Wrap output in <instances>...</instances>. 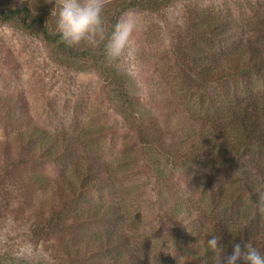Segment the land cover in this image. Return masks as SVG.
<instances>
[{"label": "rangeland", "instance_id": "1", "mask_svg": "<svg viewBox=\"0 0 264 264\" xmlns=\"http://www.w3.org/2000/svg\"><path fill=\"white\" fill-rule=\"evenodd\" d=\"M123 1L103 0L104 17ZM263 2L173 0L147 11L133 9L121 16L132 14L136 27L113 67L126 82L132 99H136V112L143 117L141 127L154 142L145 149L137 138L136 127L140 124L125 114V106L115 98L112 86L95 68L65 61L37 34L0 23V264H18L19 259L28 264H70L60 249L73 247L75 235L50 236L42 241L32 232L41 210L50 212L56 202L61 211L69 206V217L80 191L69 198L66 194L58 198V186L66 180L58 176L65 171L70 175L67 167L80 155L94 159L96 169L102 164L103 171L110 175V182L97 198L102 199L99 202L118 200L122 225L132 236L130 248L147 264H202L174 249L170 234L184 240L195 232V237L211 217L202 222L197 219L187 229L177 224L169 228L164 213L177 199H183V214L194 213L199 218L207 211L218 216L208 203L210 178L214 180L213 192L219 194L222 185V191H228L232 199L244 201L231 188L235 168L204 172L201 164L168 161L156 147L160 145L168 152L181 146L193 129L187 114H197L204 124L209 100L215 98L210 93L212 84L195 81L186 73L194 67V58L207 63L208 52L219 58L226 47L222 48L218 41L210 43L207 33L199 35L195 23L199 19L223 18L244 36L254 26L252 17L263 9ZM59 3L60 0H0L1 7L28 5L34 12L44 14L52 30ZM247 38L256 40V35L248 33ZM183 46L185 52H179ZM256 83L253 81L251 87L261 94L264 82ZM202 123H197L198 129ZM31 127L41 132V139L52 136L57 151L70 157L57 162L42 158L48 153L47 147L29 144L23 134ZM255 159L264 166L260 157L255 155ZM249 160L247 154L243 155L237 168ZM35 174L47 175L57 182L39 186L31 181ZM238 231L242 234V228ZM162 236L166 240L163 250L155 241Z\"/></svg>", "mask_w": 264, "mask_h": 264}, {"label": "trees", "instance_id": "2", "mask_svg": "<svg viewBox=\"0 0 264 264\" xmlns=\"http://www.w3.org/2000/svg\"><path fill=\"white\" fill-rule=\"evenodd\" d=\"M172 1L124 0L104 17L105 26L110 30L125 12L133 9L147 11L156 4L166 5ZM259 14L262 17L258 16ZM252 18L255 23H252L253 29L248 33L252 37L256 35V40L248 39V33L244 36L240 34L231 27V22H226L223 18L199 19V22L195 23V30L199 35L207 33L210 43L218 41L222 48L226 47L219 58H216L215 53L208 52L207 63L194 58V67L186 73L188 77L192 75L195 81L209 86L212 84L214 91L210 93L215 94V98L209 100L205 113L208 119H205L204 124L197 114H187L193 129L186 134L181 146L168 152H164L165 149L160 145L156 147L168 161L175 163L176 160H186L189 163L201 164L204 172L235 168V179L231 188L237 190L245 198L244 201L232 199L228 191H222V185L219 186V194L213 192L211 187L214 180L210 178L208 203L214 207V214L219 213L218 216L214 217L213 214L211 216L209 212L202 213L200 210L202 214H199V218H196L194 213L183 214L180 211L184 205L183 199H177L178 202L164 213V222L169 228L177 224L187 229L190 223L197 219L202 222L204 218L211 217L205 220L203 229H198L195 237L194 232L187 235L188 239L181 240L170 229L172 247L202 264H214L213 253L205 246L206 239L212 235L220 237L222 258L230 256L236 244H240L242 248L246 243L251 244L264 253V214L257 211L255 204L258 193L264 191V166L260 160L258 162L255 159L256 155L264 161V90L257 94L251 87L253 81L264 82V21L258 23L264 19V7ZM0 23L37 34L65 61L83 62L95 68L109 86H112L115 98L121 102V106H125V114H129L132 122L140 124L136 130L143 149L154 144L149 134L141 127L143 117L136 112L137 101L132 99L126 82L118 75L113 62L104 60L102 45L95 49L86 43L67 47L60 41L56 31L50 28L48 17L34 12L28 5H0ZM181 51L185 52L184 46L179 50ZM201 102L203 103V99ZM199 122L203 127L198 129ZM27 129L28 133L26 130L23 134L29 144L47 147L48 153L42 157L46 161L57 162L59 159L63 160V157H70L57 151L56 141L52 142V136L41 139L40 131L38 133V130L32 127ZM33 140L37 142L34 143ZM251 152L255 155H250ZM245 154L248 160L249 157H252V160H249V163L240 161L242 164L239 163L237 168L239 158ZM93 160L91 157L80 155L67 167L70 175L67 176L65 171L58 176L66 178L65 183L58 186V198L62 194L69 198L80 191L78 200H73L69 217L67 205L62 211L57 202L52 204L50 212L43 208L38 214L39 222L33 227L32 235L42 241L50 236L75 235L77 242L73 247L66 245L60 249V254L68 259L70 264H147L144 257L130 248L132 236L122 225L123 216L118 200L99 202L102 199L97 198V195L103 193L110 182V175L103 171L102 164L97 169L93 167ZM32 180L39 186L57 182L44 174H35ZM216 182L219 183L218 180ZM238 226L242 228V234L238 231ZM19 260L21 261L18 264L29 262L25 259Z\"/></svg>", "mask_w": 264, "mask_h": 264}, {"label": "clouds", "instance_id": "3", "mask_svg": "<svg viewBox=\"0 0 264 264\" xmlns=\"http://www.w3.org/2000/svg\"><path fill=\"white\" fill-rule=\"evenodd\" d=\"M55 16V31L63 44L71 48L86 43L93 49L102 45V55L108 63L121 56L136 27L135 17L127 14L118 19L110 30L107 29L103 0H60ZM255 204L257 211L264 214V191L258 193ZM219 239V236L212 235L205 241L207 250L213 253L214 264H264V253L247 243L243 248L236 244L232 254L222 258L223 248L219 246ZM155 241L163 250L166 245L163 236Z\"/></svg>", "mask_w": 264, "mask_h": 264}]
</instances>
